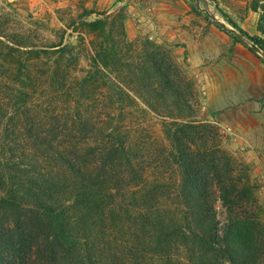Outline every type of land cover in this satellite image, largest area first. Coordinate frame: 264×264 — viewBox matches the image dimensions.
Here are the masks:
<instances>
[{
  "label": "trees",
  "instance_id": "16d2710c",
  "mask_svg": "<svg viewBox=\"0 0 264 264\" xmlns=\"http://www.w3.org/2000/svg\"><path fill=\"white\" fill-rule=\"evenodd\" d=\"M254 11H261V36L239 31L264 52V7ZM105 26L89 25L95 31ZM131 49L129 43L101 44L94 70L116 69L109 100L120 114L141 102L165 118L166 160L179 178L151 176L143 149L113 116L99 128L78 112L71 122L53 119L44 132L29 118L21 93L11 120L29 141L5 131L0 143V264H264V223L254 211L253 186L234 175L232 158L219 145H210L209 126L174 118L169 104L181 107L183 98L171 57L155 48L134 58ZM55 64L53 79L60 84ZM93 74L77 81L81 93L88 92ZM184 109L193 111L188 103ZM0 113L3 120L4 108ZM218 201L226 211L222 221Z\"/></svg>",
  "mask_w": 264,
  "mask_h": 264
},
{
  "label": "rangeland",
  "instance_id": "374dc122",
  "mask_svg": "<svg viewBox=\"0 0 264 264\" xmlns=\"http://www.w3.org/2000/svg\"><path fill=\"white\" fill-rule=\"evenodd\" d=\"M255 7L261 10L264 0H0V107L6 111L0 143L5 131L29 141L21 127L14 131L11 120L22 93L29 118L34 116L44 132L53 119L71 122L78 112L99 128L113 116L124 136L143 149L153 166L151 176L177 181L176 168L166 160L165 118L141 102L120 114L109 100L116 69L93 67L101 44H132L128 55L134 58L157 48L178 67L175 88L183 101L181 107L169 104L174 118L209 126L210 145H219L232 158L234 175L253 186L254 211L264 223V52L239 31L261 36V11ZM95 22L106 26L95 31L89 27ZM55 63L60 84L53 79ZM91 71L92 85L81 93L75 85ZM20 119L25 123L26 115ZM40 158L52 167V161ZM167 203L172 204L162 201ZM216 209L224 220L220 201Z\"/></svg>",
  "mask_w": 264,
  "mask_h": 264
}]
</instances>
